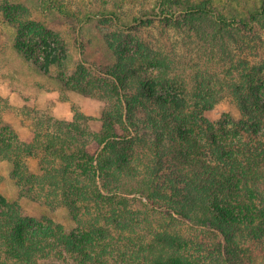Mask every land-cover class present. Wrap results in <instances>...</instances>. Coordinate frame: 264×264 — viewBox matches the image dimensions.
I'll return each mask as SVG.
<instances>
[{
    "label": "trees",
    "instance_id": "1",
    "mask_svg": "<svg viewBox=\"0 0 264 264\" xmlns=\"http://www.w3.org/2000/svg\"><path fill=\"white\" fill-rule=\"evenodd\" d=\"M166 1L130 19L116 10L89 12L90 21L117 29L102 34L103 59L111 52L115 60L85 55L79 40L74 66L59 34L30 16L36 7L0 3L21 21L16 46L26 61L46 72L54 65L64 88L106 102L98 131L76 113L50 116L44 129L39 122L32 142L15 134L16 141L0 140L3 156L41 154L40 173L29 181L16 160L18 184L58 191L75 221L66 230L0 196V264H264V57L254 62L227 51L229 43L251 47L262 38L264 17L255 14L264 1L250 17ZM57 7L51 0L42 11ZM156 21L196 31L208 48L194 82L140 36ZM222 77L239 98V120L205 115L219 102ZM178 220L192 232L176 229Z\"/></svg>",
    "mask_w": 264,
    "mask_h": 264
},
{
    "label": "rangeland",
    "instance_id": "2",
    "mask_svg": "<svg viewBox=\"0 0 264 264\" xmlns=\"http://www.w3.org/2000/svg\"><path fill=\"white\" fill-rule=\"evenodd\" d=\"M2 1L4 0H0V3ZM12 1L13 3L20 4L22 8H28L29 10L33 7L37 8L30 16L37 19V21L43 22L49 29L59 34L67 47L69 55L68 64L74 66L81 61L79 40L86 44L85 55L101 61L109 60L110 62L115 60V57L111 56V52L110 55L106 53L110 59H103L105 45L102 41V34H109L113 37L118 33L117 29L104 23L99 24L98 20L90 21L87 16L89 12L116 10L124 18L130 19L132 16L139 15L146 9L154 6L155 2L161 0H54L58 4V7L53 11H42V8L48 5L51 0ZM262 1L264 0H180L179 3L181 4H176V0H173L174 4L167 0L165 7H181L185 3L204 4L228 17L235 14H244L250 17L256 8L262 10L260 7ZM40 4L41 6H38ZM257 11L256 16L264 17V11ZM13 14L14 12L9 14L0 8V140L5 138L6 141H16L13 137V134H15L17 135V141H24L17 132L19 124L37 127L38 123L42 121L44 125L37 128L41 129L42 127L44 129V126L47 123L49 124L48 118L51 116L50 105L46 102L45 95L49 91L54 90L59 91L60 100L64 102L68 100L65 106L62 105L59 108V113L66 112V109L70 106L74 112L73 117H75L76 113L86 115L90 118V120L88 119V123L91 128L97 131L98 127H101L103 123L102 111L106 102L98 97L76 90L75 92L83 94L84 97L88 98L80 97V95L78 96L80 98L75 97L74 100L70 101L69 93L71 89L64 88L57 79V76L60 74L57 67L53 65L50 67V72H46L39 70L34 64L26 61L16 46L21 38L19 33L21 21H12L11 17H13ZM81 21L84 23L83 29ZM140 33L143 39L149 41L153 52L168 53L170 58L174 59L179 69L177 72L190 75L188 76L189 79L194 82L191 75L199 68L194 65L198 59L200 60V56L203 61L206 59L205 55L207 54L205 50H208L202 44L201 37L196 31H191L186 26L180 29L174 24L168 25L166 22L161 23L160 21H156ZM260 33L262 34V38L248 42L251 47L242 48L240 42L237 45L229 43L227 51L230 52V55L234 54L236 57H242V55L248 53L249 59L255 62L261 56L264 57V29ZM90 39H92V43L91 41L90 43L88 42ZM52 45L55 46L54 42ZM100 49L101 51H96ZM41 55L43 56V61H45V55L43 53ZM239 58H235L236 61ZM221 66V64H217L216 68L221 69ZM209 67L213 69V66L209 65ZM227 81L228 79H224L223 77L220 79L224 89L217 94L219 102L211 109L205 111V115L211 120L218 121L222 118L239 120L243 117L239 98L236 94H233L232 89L228 88ZM11 89L16 93L10 92L8 94ZM33 95H40L42 97L40 102L42 107L32 103ZM43 118L46 120H43ZM82 121L87 122V118L84 117ZM41 140L37 139L36 141L39 142ZM12 156H14V151L10 156H3L0 153V196H4L10 201L18 202L23 215L51 220L56 224L62 225L66 230L74 228L73 213L71 208L66 204L62 194L58 191V194H56L57 192L52 190L51 187L45 189L34 187L31 190H27L24 187H20L14 176L16 160L18 159L22 163V170L27 174L25 176L27 180L29 181L31 177H36L43 165L41 154L39 157L18 155V157L11 158ZM176 223V229H179L181 232L182 230L185 233L192 232L189 225L182 220H178ZM198 231L200 232V230Z\"/></svg>",
    "mask_w": 264,
    "mask_h": 264
},
{
    "label": "crops",
    "instance_id": "3",
    "mask_svg": "<svg viewBox=\"0 0 264 264\" xmlns=\"http://www.w3.org/2000/svg\"><path fill=\"white\" fill-rule=\"evenodd\" d=\"M16 90V89H15ZM13 93L14 91L11 89L9 92H8V94L9 93ZM14 93H16V92H14ZM46 93V92H45ZM81 95V96H80ZM46 97V102L50 105L49 106V108H50V112H51V116L52 117H55V118H60V117H62L61 119H65V118H68V119H74V112H73V109L69 106V108L68 109H66V112L64 111V113H59V108L62 106V105H64L65 106V104H66V102L68 101H66V102H64V101H62V100H60V94H59V91L58 90H54V91H49L48 93H46V95H45ZM48 96V97H47ZM69 96H70V101H72V100H74L75 99V97H78V96H80V97H83V98H88V97H84V95L83 94H80V93H77V92H75V90H70V93H69ZM80 97H78V98H80ZM41 96L40 95H38V96H32V103L34 104V105H38V106H41L42 107V105H41ZM84 100V99H83ZM69 101V102H70ZM49 111V110H48ZM60 114V115H59ZM65 117V118H64ZM67 119V120H68ZM41 122V121H40ZM103 124V123H102ZM102 128V125H101V127H98V129H97V131L98 130H100ZM17 129H18V133H19V135L21 136V138H22V140H24L25 142H32L33 140H34V137H35V129H34V126L32 125V126H30V125H28V124H24V125H22V124H19L18 125V127H17Z\"/></svg>",
    "mask_w": 264,
    "mask_h": 264
}]
</instances>
